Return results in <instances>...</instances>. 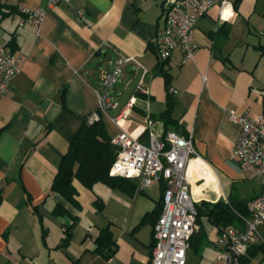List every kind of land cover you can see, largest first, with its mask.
Returning a JSON list of instances; mask_svg holds the SVG:
<instances>
[{"label": "crops", "instance_id": "crops-1", "mask_svg": "<svg viewBox=\"0 0 264 264\" xmlns=\"http://www.w3.org/2000/svg\"><path fill=\"white\" fill-rule=\"evenodd\" d=\"M0 2L7 14L0 15V42L22 56L20 74L0 99V264H149L158 220L151 213L162 202L163 183L141 188L130 180L137 189L128 193L103 183L89 189L74 180L80 207L51 190L73 137L97 109L96 90L110 59L132 58L123 67L118 94L144 70L141 82L148 93L135 94L125 122L136 127L138 138L145 137L149 117H156L163 134L175 130L158 118L167 109L168 95L156 71L161 62L154 45L164 25L165 0H71L57 6H48V0ZM38 7L46 9L40 39L32 27L20 26L22 9ZM193 40L198 46L194 59L182 66L176 51L163 68L172 76L177 132L193 134L201 157L187 172L194 195L206 200L208 190L214 202L231 195L249 202L262 192V184L248 180L230 158L239 131L229 117L230 112L264 115V0H241L237 9L233 4L213 7L196 26ZM104 121L115 138L119 129L110 118ZM198 179L203 182L195 185ZM56 205L67 214L56 216ZM68 227L71 236L64 246ZM199 227L204 247L214 254L212 264L220 228L206 219ZM103 230L112 241L101 253L95 241ZM259 232L264 240V225ZM252 247L242 263L264 264V242Z\"/></svg>", "mask_w": 264, "mask_h": 264}, {"label": "built area", "instance_id": "built-area-1", "mask_svg": "<svg viewBox=\"0 0 264 264\" xmlns=\"http://www.w3.org/2000/svg\"><path fill=\"white\" fill-rule=\"evenodd\" d=\"M70 1L48 0V6ZM232 4V0H165L164 25L154 41L159 61L167 63L172 53L179 51L182 55L181 65L188 64L198 50L193 39L201 19L215 6L226 9ZM22 13L24 18L20 26L32 27L37 39H40L46 9H22ZM21 59L22 56L12 47L0 42V99L10 91L12 81L20 74ZM130 61L132 58L127 57L108 61L102 72L101 86L96 90L98 106L88 117L87 124L110 118L119 129L112 139L117 153L110 176L137 182L141 188L164 184V207L153 226L154 245L149 264H187L191 238L200 229L196 204L201 201L194 195L192 180L187 172L192 160L201 157L194 146L193 134L185 136L175 130L163 134L150 117L145 120L143 138L131 135L124 128V123L132 116L135 94L148 93L142 80L127 105L121 108L117 116H110L122 95L117 93V86L123 79V67ZM229 118L239 131L230 158L240 163L241 171L248 180H260L262 192L249 201L248 216H240L243 228L237 225L220 228L214 243L216 258L212 264H243L248 249L264 242L259 232V228L264 225V115L252 118L247 114L230 112ZM202 182V179H198L195 185Z\"/></svg>", "mask_w": 264, "mask_h": 264}, {"label": "trees", "instance_id": "trees-1", "mask_svg": "<svg viewBox=\"0 0 264 264\" xmlns=\"http://www.w3.org/2000/svg\"><path fill=\"white\" fill-rule=\"evenodd\" d=\"M241 0H235L233 3L237 9ZM0 15L6 16L5 8L0 2ZM261 49V47H259ZM15 49V48H13ZM164 63H160L156 67V71L164 78L165 85L168 91L167 109L158 117L164 123L165 128H174L179 132V125L176 120H173V109L175 100L171 94L170 86L172 76L165 70ZM153 118V120L156 118ZM104 119L95 122L94 124L83 123L81 128L73 137L68 152L63 156L59 171L54 177L52 190L63 196L70 204L80 207L77 201L78 190L74 186V180H78L87 188L91 189L98 183H103L110 188L120 189L128 193H132L137 188L130 182L129 179L110 176L111 167L116 160V147L112 143V138L109 136ZM168 133V132H166ZM183 135H186L183 133ZM3 190L0 189V203L3 198ZM162 200V199H161ZM99 210L102 206L99 201L95 202ZM249 202H241L233 195L227 197V200L219 199L216 202L202 200L196 204L198 212L197 224L200 225L203 219L210 222V225H215L221 228L225 225H237L241 221V217L248 216L247 205ZM164 202L162 200L151 214H158V218L163 211ZM54 214L61 216L67 214V210L62 205H56ZM201 226V225H200ZM71 227L65 229L64 246L70 240ZM205 233L200 227V230L191 238V248L199 249L205 242ZM112 241V236L108 230H103L95 243L97 244L95 251L105 252ZM253 247H250V249ZM250 249H248L250 251ZM246 258V257H245ZM245 258L243 262H245Z\"/></svg>", "mask_w": 264, "mask_h": 264}, {"label": "rangeland", "instance_id": "rangeland-1", "mask_svg": "<svg viewBox=\"0 0 264 264\" xmlns=\"http://www.w3.org/2000/svg\"><path fill=\"white\" fill-rule=\"evenodd\" d=\"M126 125H128L130 127V129H128V132H130L131 135H133L135 137H140L139 135H137L138 130L136 129V127L132 126L131 124L124 123V128ZM218 182H219V180H218ZM200 184H202V183H199L197 185H200ZM218 185H220V183ZM220 188H222L221 185H220ZM205 194H206V196L204 199H206L210 202H213V200H215L214 195L211 191L209 192L208 190H206ZM222 195H223V191H222ZM223 196L221 198H224ZM204 244L197 250L193 247L190 249V251H188L189 253H188V257H187V264H211V262L214 258V254L207 247H204Z\"/></svg>", "mask_w": 264, "mask_h": 264}, {"label": "water", "instance_id": "water-1", "mask_svg": "<svg viewBox=\"0 0 264 264\" xmlns=\"http://www.w3.org/2000/svg\"><path fill=\"white\" fill-rule=\"evenodd\" d=\"M144 75V70L139 69L136 76L130 81L128 84L126 90L124 93L121 95V98L119 99L117 106L110 112L111 117H115L119 114L121 111V108L125 107L129 101V99L135 94V91L137 87L140 84V81L142 80Z\"/></svg>", "mask_w": 264, "mask_h": 264}, {"label": "snow or ice", "instance_id": "snow-or-ice-1", "mask_svg": "<svg viewBox=\"0 0 264 264\" xmlns=\"http://www.w3.org/2000/svg\"><path fill=\"white\" fill-rule=\"evenodd\" d=\"M228 13H225V18L227 17Z\"/></svg>", "mask_w": 264, "mask_h": 264}]
</instances>
